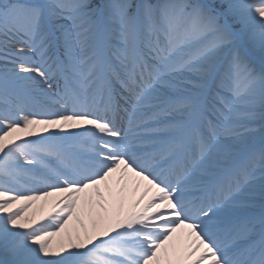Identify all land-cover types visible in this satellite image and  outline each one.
<instances>
[{
  "label": "snow or ice",
  "instance_id": "1",
  "mask_svg": "<svg viewBox=\"0 0 264 264\" xmlns=\"http://www.w3.org/2000/svg\"><path fill=\"white\" fill-rule=\"evenodd\" d=\"M0 264H264V0H0Z\"/></svg>",
  "mask_w": 264,
  "mask_h": 264
}]
</instances>
